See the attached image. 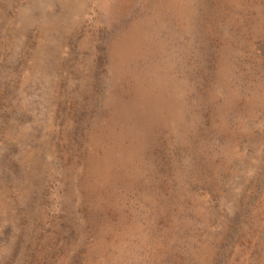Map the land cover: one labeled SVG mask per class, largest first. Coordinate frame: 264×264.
Returning <instances> with one entry per match:
<instances>
[{"label": "rangeland", "instance_id": "1", "mask_svg": "<svg viewBox=\"0 0 264 264\" xmlns=\"http://www.w3.org/2000/svg\"><path fill=\"white\" fill-rule=\"evenodd\" d=\"M0 264H264V0H0Z\"/></svg>", "mask_w": 264, "mask_h": 264}]
</instances>
